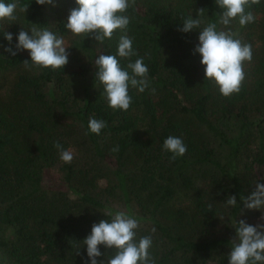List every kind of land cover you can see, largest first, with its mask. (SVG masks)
Masks as SVG:
<instances>
[{"label": "trees", "instance_id": "obj_1", "mask_svg": "<svg viewBox=\"0 0 264 264\" xmlns=\"http://www.w3.org/2000/svg\"><path fill=\"white\" fill-rule=\"evenodd\" d=\"M19 2L29 5L28 11L24 14L17 10L15 22L0 21V88L11 75L15 78L9 98H0V264H83L86 246L82 241L90 234L93 223L111 220L108 213L117 211L113 203L121 204L125 212L138 218V237H153L151 253L156 264H228L230 241L239 215L245 210L241 197L250 194L235 173V160L257 141L253 161L264 167V133L262 126L248 121L245 115L253 92L242 85L238 94L224 97L214 82L205 80L204 74L199 76L201 58L193 54L199 29L190 33L177 31L183 19L190 15L197 18L198 9L205 10V24L218 25L222 10L215 0L181 4L130 0L127 34L139 55L129 59L134 62L144 58L150 86L143 93L129 87L132 103L128 111L109 108L103 86L95 80V59L101 54L116 55L120 31L116 30L103 44L83 35L71 39L69 63L63 69L31 67L27 51L15 56L4 51L9 47L4 32L12 33L13 50L21 28L30 30L32 25L49 27L65 38L69 34L67 18L76 4L75 0H53L55 6L37 5L35 0ZM138 4L143 9L141 13L137 11ZM249 4L246 10L264 21V0H249ZM255 22L254 19L245 26L251 28ZM117 58L126 68L129 59ZM25 60L30 67L27 73H21ZM181 101L187 105H181ZM171 110L204 127L216 144L196 139L188 124L167 116ZM90 117L106 122L107 127L99 135L88 130ZM62 122L81 135L88 149L83 169L76 170L72 164L59 161L54 143L59 141L64 149L67 146L62 134L57 133L64 127ZM230 125L235 127L234 134ZM169 135L182 138L187 146L186 154L174 161L171 153L162 149ZM114 147L119 151H110ZM108 157L114 161L113 168L98 172L95 169L92 173L90 167L86 169L87 162L90 166L103 164ZM133 157L140 158V165L136 170H127L128 160ZM57 163L66 192L49 191L41 185L43 170ZM163 163L166 170H153L155 164L161 168ZM196 166L211 168L228 180L226 186L211 182L218 187L216 195L221 192L227 198L236 196L237 205L229 208L230 237L202 235L207 232L203 226L212 224L215 209L211 199L202 202L201 190L196 192V211L192 214L200 215L198 236L189 230L196 222L193 218L183 221L182 212L169 208L174 184L190 188V172ZM154 174H159V181ZM97 180H103L104 187H97ZM98 247L102 253L98 259L112 255V250Z\"/></svg>", "mask_w": 264, "mask_h": 264}, {"label": "clouds", "instance_id": "obj_2", "mask_svg": "<svg viewBox=\"0 0 264 264\" xmlns=\"http://www.w3.org/2000/svg\"><path fill=\"white\" fill-rule=\"evenodd\" d=\"M37 5L55 6L53 0H35ZM259 3V0H252ZM135 3V0H131ZM216 6L221 9L218 28L217 23H206L203 19L204 9L197 10V18L188 16L182 20L177 31L190 33L199 29L198 44L193 54H199L200 64L204 68L205 80L212 81L218 86L224 97L238 94L242 83L246 79L244 62H251L252 46L239 38V32L232 29L234 21L243 27L252 23L254 15L247 11L251 7L249 0H215ZM76 7L70 9L66 29L75 36L90 37L99 44L111 39L116 30L120 31L116 55L101 54L95 59V80L103 86V92L108 107L113 110L128 111L132 103L129 87L143 93L150 86L149 68L144 58H137L132 62L129 58L139 54L133 49V39L127 34L130 18L126 14L130 7V0H75ZM29 5H21L19 0L4 3L0 0V21L15 22L16 12L26 13ZM31 33V34H29ZM9 47L4 51L10 55H17L27 51L31 67L52 70L63 69L69 63L70 52L66 46L64 36L55 33L49 27L32 25L30 30H21L17 36L15 50L11 46L13 35L4 32ZM129 59L126 68H123L118 58ZM25 68L30 67L29 61L23 62ZM155 92V89H152ZM107 127L104 120L90 117L88 130L99 135ZM59 159L70 164L74 159L72 150L64 149L59 141L54 143ZM162 149L171 153V160L183 157L187 146L182 138L169 135L162 145ZM110 151H119L118 147ZM264 176L254 181L249 195L242 196L244 209L261 212L259 222L249 224L241 219L235 227V235L231 238V248L228 253V264H264ZM236 196H229L225 206L235 207ZM212 205L209 204V208ZM111 220L103 219L93 223L91 232L82 241L86 246V257L83 264H156L151 253L153 237L151 235L139 236L137 230L140 221L134 215L125 211L109 212ZM153 233L155 229L152 230ZM112 250V255L106 259L102 256L100 248ZM80 252H77L79 255Z\"/></svg>", "mask_w": 264, "mask_h": 264}, {"label": "rangeland", "instance_id": "obj_3", "mask_svg": "<svg viewBox=\"0 0 264 264\" xmlns=\"http://www.w3.org/2000/svg\"><path fill=\"white\" fill-rule=\"evenodd\" d=\"M167 1L170 4H181L188 0H163ZM137 11L142 12L143 9L140 6V4L136 5ZM259 15L255 17V24L253 27L248 28L246 26H239L238 21H234L232 24V29L234 31L239 32V38L242 39L245 43H248L252 46V53L253 57L251 62H244V71L246 73V79L242 83V85H245L249 91L253 92L252 97L248 101L247 108L245 109V115L247 117L248 121H255L259 126H262L263 133H264V116H261V120L259 118V115L262 113V109L264 107V21L260 20ZM224 26L218 24V28H223ZM76 36L69 32L67 37H65L66 40V46L68 47L69 41ZM201 58V57H200ZM200 67L199 68V76H202L204 74V68L198 63ZM27 69L21 70V73H27ZM14 75H11L4 87L0 88V98H2L4 101L5 99L9 98V95L12 93V86L14 82ZM180 98V96H179ZM181 100V99H180ZM181 105H187L183 101H181ZM237 105H241V102L238 101ZM167 116L173 117V120L181 121L184 124H188V128L191 131V133L194 135V137L197 139H200V141H203L209 145H215L216 142L212 139V137L209 135V133L204 129V127L195 124L191 121V118H188L187 115L182 114L181 112H166ZM211 120H215V116L209 117ZM62 127L57 133L62 134L61 138L63 141L67 143L66 150L70 149L73 152L74 159L70 164L74 166L76 170L83 169V166L86 165V161L88 160V152L84 145L82 144V140L80 138V134L76 133L74 131L75 129H70L65 127L66 124L62 122ZM232 127V125H230ZM233 132L235 127L233 126ZM141 132H143V129L140 128ZM145 131V130H144ZM56 133V134H57ZM145 133V132H144ZM58 135V134H57ZM143 138L145 137L144 134H142ZM257 141L255 143H251L248 149L243 150L238 157H236L235 160V173L240 178L242 183L244 184V189L247 192L252 191L254 181L257 179H260L262 176H264V167L258 166L253 161L254 153L256 150ZM222 157V156H221ZM60 163L62 161L59 159ZM140 158L133 157L132 159L128 160L127 163V170H136L138 166L140 165ZM60 163L55 164L52 167L45 168L42 172L41 176V185L44 189H47L49 191H62L66 192L67 187L62 180V172L59 170ZM90 162H87V168L90 167L91 173L95 171H105L106 167L113 168L114 167V161L111 158H106L104 163L96 162V164H92L90 166ZM166 163L162 164V167L160 168L158 165H154L153 170H166ZM193 183L190 188L184 189L181 186H178V184H174V190L175 194L173 196V199L169 203V208L172 211L179 210V212H182L184 214V220L187 221L193 218L196 222H193L191 224H185L184 226L191 225L190 229L192 231V234L190 232H184L180 231V233H189L194 236H198L199 233H201V226L198 228V221L200 215H197L196 217H192L193 212L195 213V203L197 200L195 199L196 192L198 190H201L203 192L202 202L206 203L205 201H208L211 199L210 203L213 204L215 209V217L212 221V224H209L208 226H203V230H207L205 235L207 237L214 236V237H230L232 234V225L229 220V208L230 206H225V202L227 200V197L221 194L219 192V195H216V188L217 185H212L211 182L214 180L215 184L216 182L221 183L220 186H226L228 180L225 178H222L218 173H216L215 170L208 168V167H201L196 166L194 169H191L190 172ZM155 180L159 181L160 177L159 174H154ZM164 177V176H163ZM261 182H264L262 180ZM96 186L99 188L104 187V181L103 180H97ZM219 186V187H220ZM200 192V191H199ZM112 206L117 209V211H124L123 206L121 204L113 203ZM261 216V212L257 210H248L245 209L240 215L239 219L246 220L249 224H256L259 222V217ZM195 223V224H194ZM194 224V225H193ZM204 225V222L202 223ZM184 226L179 227L182 229ZM184 230V229H182ZM188 230V228H186Z\"/></svg>", "mask_w": 264, "mask_h": 264}]
</instances>
